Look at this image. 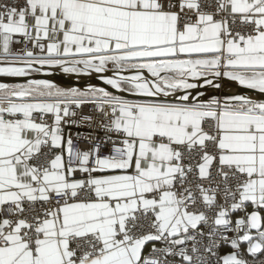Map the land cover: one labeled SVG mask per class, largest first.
Returning a JSON list of instances; mask_svg holds the SVG:
<instances>
[{
    "label": "snow or ice",
    "instance_id": "6c2138e0",
    "mask_svg": "<svg viewBox=\"0 0 264 264\" xmlns=\"http://www.w3.org/2000/svg\"><path fill=\"white\" fill-rule=\"evenodd\" d=\"M0 264H264V0H0Z\"/></svg>",
    "mask_w": 264,
    "mask_h": 264
},
{
    "label": "built area",
    "instance_id": "2783aa9c",
    "mask_svg": "<svg viewBox=\"0 0 264 264\" xmlns=\"http://www.w3.org/2000/svg\"><path fill=\"white\" fill-rule=\"evenodd\" d=\"M66 131H68L67 129H66ZM88 130L86 129V128H76V127H73L72 129H71V132L73 133V134H75V133H77V132H87Z\"/></svg>",
    "mask_w": 264,
    "mask_h": 264
},
{
    "label": "bare ground",
    "instance_id": "6f19581e",
    "mask_svg": "<svg viewBox=\"0 0 264 264\" xmlns=\"http://www.w3.org/2000/svg\"><path fill=\"white\" fill-rule=\"evenodd\" d=\"M56 78H57V79L64 80V78H63V77H61V76H57ZM226 90H227V89H226Z\"/></svg>",
    "mask_w": 264,
    "mask_h": 264
},
{
    "label": "water",
    "instance_id": "95a60500",
    "mask_svg": "<svg viewBox=\"0 0 264 264\" xmlns=\"http://www.w3.org/2000/svg\"><path fill=\"white\" fill-rule=\"evenodd\" d=\"M57 79V78H56ZM59 82H61V83H64V82H66L65 80H61V79H57Z\"/></svg>",
    "mask_w": 264,
    "mask_h": 264
}]
</instances>
